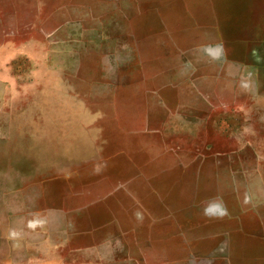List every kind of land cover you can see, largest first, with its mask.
<instances>
[{"label": "rangeland", "instance_id": "374dc122", "mask_svg": "<svg viewBox=\"0 0 264 264\" xmlns=\"http://www.w3.org/2000/svg\"><path fill=\"white\" fill-rule=\"evenodd\" d=\"M262 227L264 0H0V264H253Z\"/></svg>", "mask_w": 264, "mask_h": 264}, {"label": "crops", "instance_id": "0c3cea01", "mask_svg": "<svg viewBox=\"0 0 264 264\" xmlns=\"http://www.w3.org/2000/svg\"><path fill=\"white\" fill-rule=\"evenodd\" d=\"M263 229L264 227H262V230ZM258 240L259 241L256 246L257 250H254V247L251 245L249 247V251L251 252L246 254L247 250H244V248H246L247 245L242 248V256L240 258L242 259V261H245V263H249L250 261L253 264H264V240H261V238H259Z\"/></svg>", "mask_w": 264, "mask_h": 264}, {"label": "clouds", "instance_id": "9594fccd", "mask_svg": "<svg viewBox=\"0 0 264 264\" xmlns=\"http://www.w3.org/2000/svg\"><path fill=\"white\" fill-rule=\"evenodd\" d=\"M217 207H221V205H219V204L212 205V208H217ZM212 208L205 209V214H210L212 211Z\"/></svg>", "mask_w": 264, "mask_h": 264}]
</instances>
